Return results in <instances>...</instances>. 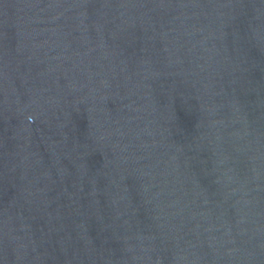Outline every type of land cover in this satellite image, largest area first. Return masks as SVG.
<instances>
[{
    "label": "water",
    "instance_id": "1",
    "mask_svg": "<svg viewBox=\"0 0 264 264\" xmlns=\"http://www.w3.org/2000/svg\"><path fill=\"white\" fill-rule=\"evenodd\" d=\"M0 264H264V0H0Z\"/></svg>",
    "mask_w": 264,
    "mask_h": 264
}]
</instances>
